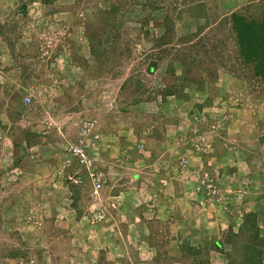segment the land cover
<instances>
[{"label":"rangeland","instance_id":"obj_1","mask_svg":"<svg viewBox=\"0 0 264 264\" xmlns=\"http://www.w3.org/2000/svg\"><path fill=\"white\" fill-rule=\"evenodd\" d=\"M45 1L0 0V264H248L254 230L239 227L255 215L264 234V81L230 15L264 0ZM11 89L32 96L22 115ZM76 144L94 167L69 158Z\"/></svg>","mask_w":264,"mask_h":264},{"label":"trees","instance_id":"obj_2","mask_svg":"<svg viewBox=\"0 0 264 264\" xmlns=\"http://www.w3.org/2000/svg\"><path fill=\"white\" fill-rule=\"evenodd\" d=\"M45 2L50 3L51 0H46ZM121 4L122 3L118 2L117 4H113V6L110 9L104 10L102 12L100 11L101 12L100 17L103 19V21H105L108 27L114 26V23H113L115 22L114 17H116V14L119 11V6H121ZM25 8H26V4H24L23 7H21V10H25ZM105 15H107V18L105 17ZM230 23H231V30L235 34L234 36H236L235 38H236L237 45L239 48V54H240L239 56L243 58V62L245 65H251L253 67V69L255 70L254 76L256 78H260L261 81H264V12L262 15L253 17V18H248L244 14L233 12L230 15ZM1 32L2 31H0V33ZM88 38L90 39V37ZM116 39L117 38L115 37L114 40ZM106 41L107 43L111 42L109 39V36H107ZM90 44H91V51H92L94 58L98 57L100 53L97 51V48L94 46L95 43H90ZM107 48H108L107 46L103 47L104 52L106 53L109 50ZM216 56L219 57L221 61L224 60V53H222L221 51H219ZM156 66H157V63H152V65L149 66V72L153 73L155 69L157 68ZM171 72L174 73V70H171ZM129 83L130 81H126L123 84L122 89L123 90L126 88L128 89ZM145 86H146L145 84L138 82L136 86L134 85L135 89L133 88V90L135 91L136 94L141 93L142 90L145 88ZM6 93H8L9 99L20 102L19 104L17 103V106H19L17 115L19 114L22 115L23 113L22 107L25 108V106L23 105V99L27 95V93L24 92L25 93L24 94L23 91L19 89L18 90L11 89L10 91H6ZM22 93L24 95H22ZM154 93L155 92H153V94ZM149 94H151V92H149ZM176 94H177V88L176 86H173L169 88V90H167L163 94V97L166 98V96L167 97L175 96ZM141 97L143 98L142 100L145 99L143 95H141ZM134 103H137V101H134ZM13 121L17 122V119H13ZM25 135L26 136H24L23 139L27 138V140L30 141L29 138H31V136L29 135V133L27 132ZM34 139L35 138H33L32 140ZM18 147H21L23 149V152H21V154L15 161L14 167L19 166L23 162V158L26 156V153H27L26 149L22 147L21 143H17L16 140H13V148H15V150H18ZM85 152L88 155V157L91 159L92 158L91 153L89 151H85ZM82 186L83 185H77V184L70 182L69 189L72 194L76 195V196L73 195L72 204H74V206H76V203L80 198V192L82 191ZM249 217L251 218V223H248L249 220L246 217L244 219V225H242L243 228H241L240 226L239 229H240V232H242L246 228L247 230L248 228H251L254 230L253 231L254 235L251 237V242L254 243L252 244L254 248L251 249L253 251L248 250L247 254L249 253L250 255L251 252H253L252 254L253 256L255 255L256 259H253V257L249 258V255L245 257L249 259L248 264H251V263L252 264H264V234H262L263 231L259 229V221L257 220L256 216L251 215ZM214 246L220 251L224 250V246L218 241L214 242Z\"/></svg>","mask_w":264,"mask_h":264},{"label":"built area","instance_id":"obj_3","mask_svg":"<svg viewBox=\"0 0 264 264\" xmlns=\"http://www.w3.org/2000/svg\"><path fill=\"white\" fill-rule=\"evenodd\" d=\"M31 103H32V96H31V94H28L23 99V105L24 106H30ZM87 129H89V125H87V124L85 125V127L83 129H81V134L82 135H81V138L79 140L81 145L84 142L85 135L88 134L87 133L88 131H90V130H87ZM67 151L70 153L69 158L70 157H75L87 169H90L91 166L93 165L92 159H90L88 157V155L85 152L86 150L84 151V150L81 149V146L80 145H77V144L74 145V146L72 145L71 147H69V149ZM66 162H67V164H69L70 163V159H68ZM93 167H94V165H93ZM90 176H91V180H92L91 181V186L96 191V190H98L101 187V185L99 183V180L94 178V174L93 173H90ZM68 177H69L70 182H72L74 184H77V185L78 184H83L81 180L78 181V180H74L70 176H68ZM99 215H100V213H99Z\"/></svg>","mask_w":264,"mask_h":264}]
</instances>
